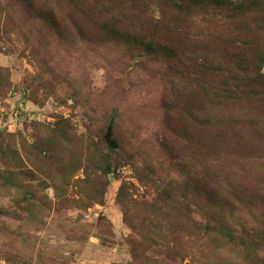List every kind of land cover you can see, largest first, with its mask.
Listing matches in <instances>:
<instances>
[{
    "label": "rangeland",
    "instance_id": "1",
    "mask_svg": "<svg viewBox=\"0 0 264 264\" xmlns=\"http://www.w3.org/2000/svg\"><path fill=\"white\" fill-rule=\"evenodd\" d=\"M185 1L0 0L1 260L264 264V101L251 93L222 110L190 92L189 56L177 75L178 59L151 54L216 24L223 39L251 25L261 41L257 8L234 21L206 7L184 17ZM214 110L243 123L209 133ZM211 229L236 230L258 251Z\"/></svg>",
    "mask_w": 264,
    "mask_h": 264
},
{
    "label": "trees",
    "instance_id": "2",
    "mask_svg": "<svg viewBox=\"0 0 264 264\" xmlns=\"http://www.w3.org/2000/svg\"><path fill=\"white\" fill-rule=\"evenodd\" d=\"M248 1L249 0H245L240 5H235L232 2L228 3L224 0H186L185 3L180 5L178 8L185 14L184 17L186 15L190 16L188 13H191L193 10L197 9V7L214 8L223 12L233 13L231 19L234 21L235 14H241L244 19H247L245 15L248 14V10L251 8V5L257 8L253 13L254 15L258 14V17L254 19L252 24L257 22L256 30L262 34L261 41V37L258 34H255V31L252 32L250 28L251 25L249 27L245 25V32L242 34L238 33V35L240 34L244 36V38L231 36V38L223 39L219 36V33L224 31L223 24H216V30L209 28L210 32L214 31L213 34L207 36L202 35L201 37L198 35L190 36L187 31L188 33L186 32L184 34L177 35L178 39L175 45L163 46L162 44L155 42L153 43L154 50L151 51L152 55L157 54L158 56L160 55L168 59H178L179 61L175 64V71L177 75H182L178 70L181 69L179 64H184V61H187L186 57L189 56L193 64V70L196 71L194 74L195 82L189 83L190 92L194 94L195 92L200 91L202 97L206 98L208 102L212 104L217 105L219 102L222 104V102L225 101L223 107L221 108L222 110L227 109V105L231 102V100H235L237 102L239 99L245 97V95L248 96L251 93H254L256 99H259L261 102L264 101V0H258V3H256L255 6L251 2L250 4H247ZM131 7L133 6L131 5ZM211 35L214 36L210 37ZM250 60L253 61V63H250ZM250 64L251 69L249 70ZM237 70L241 73L238 77H236L235 74ZM178 97L180 98V96ZM178 104L180 103H177L176 106ZM229 115L230 114L222 113L221 110L219 112L214 110L208 113L206 116V123L208 124V128L211 130L208 131L206 128L207 131L211 133L212 131L219 129L217 127H224L222 128L224 130H229V128H227L228 126L239 128L243 122L234 116V114H232V116L235 121H232L229 119ZM113 118L117 119L118 114H114ZM232 141L233 139L229 138L225 142L232 144ZM212 142L214 143V141H210L209 139L205 154H210V152L213 151L211 145L213 144ZM217 145H219V142H217ZM215 166L216 164L210 165L209 172L214 169ZM111 169L112 166L105 163L104 168L101 171L104 175H109L111 173ZM213 202L214 203L208 202V205L218 210L221 213L220 217L223 218V212L227 208L225 201L214 199ZM260 202L263 201L260 200ZM238 233L239 232L236 230L211 229L210 231L211 235H217L218 237L225 238L231 244L240 245L247 250L258 251L259 246L256 243L248 242L244 237L246 235L242 236ZM135 244L136 243L134 242L131 243L133 246ZM139 257V254H135V259H138Z\"/></svg>",
    "mask_w": 264,
    "mask_h": 264
},
{
    "label": "water",
    "instance_id": "3",
    "mask_svg": "<svg viewBox=\"0 0 264 264\" xmlns=\"http://www.w3.org/2000/svg\"><path fill=\"white\" fill-rule=\"evenodd\" d=\"M105 141L107 145L114 150H117L119 148L118 144L113 140V128L112 126L109 128L107 135L105 137Z\"/></svg>",
    "mask_w": 264,
    "mask_h": 264
},
{
    "label": "built area",
    "instance_id": "4",
    "mask_svg": "<svg viewBox=\"0 0 264 264\" xmlns=\"http://www.w3.org/2000/svg\"><path fill=\"white\" fill-rule=\"evenodd\" d=\"M0 264H7V262L0 259Z\"/></svg>",
    "mask_w": 264,
    "mask_h": 264
}]
</instances>
